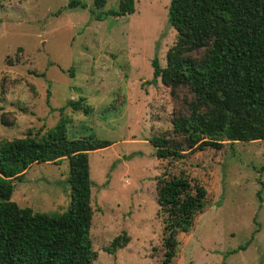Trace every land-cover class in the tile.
I'll return each instance as SVG.
<instances>
[{"label": "rangeland", "instance_id": "obj_1", "mask_svg": "<svg viewBox=\"0 0 264 264\" xmlns=\"http://www.w3.org/2000/svg\"><path fill=\"white\" fill-rule=\"evenodd\" d=\"M72 1L86 8H70ZM171 1L136 0L134 14L97 21L94 0H0V139L45 133L65 118L71 139L114 143L90 154L94 264H164L157 177L165 168L207 189V207L190 232L179 234L171 264H264V141H227L221 151L172 163L159 161L150 143L177 139L172 122L182 101L152 82L153 59L166 67L177 42ZM119 5L109 0L102 12ZM80 97L90 113L68 107ZM3 114L13 127L2 124ZM69 177L67 160L35 164L16 183L13 200L58 217L70 206ZM123 234L128 246L109 254Z\"/></svg>", "mask_w": 264, "mask_h": 264}, {"label": "trees", "instance_id": "obj_2", "mask_svg": "<svg viewBox=\"0 0 264 264\" xmlns=\"http://www.w3.org/2000/svg\"><path fill=\"white\" fill-rule=\"evenodd\" d=\"M108 2L94 0L97 21L136 12V0H120L117 11L104 13ZM69 7L86 8L80 1ZM168 19L177 42L167 54L166 67L158 56L153 59L152 82L160 80L182 102L172 122L177 139L150 140L157 159L178 162L207 149L221 151L227 141H264V0H172ZM68 107L86 114L92 110L84 97L71 100ZM1 122L14 126L5 114ZM68 124L62 118L45 133L31 129L23 138L0 139V264H94L98 258L91 238L90 154L114 143L94 137L71 139ZM65 160L71 186L67 212L51 217L13 200L16 183L33 165H60ZM157 202L163 263L171 264L179 252V234L190 232L207 207V189L186 172L173 174L165 168L157 177ZM129 243L130 237L123 234L106 251L116 255Z\"/></svg>", "mask_w": 264, "mask_h": 264}]
</instances>
